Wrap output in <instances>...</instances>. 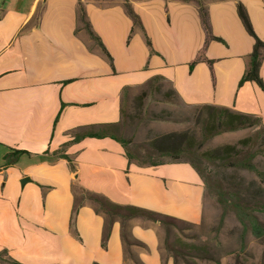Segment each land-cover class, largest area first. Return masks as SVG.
<instances>
[{"label":"crops","instance_id":"obj_1","mask_svg":"<svg viewBox=\"0 0 264 264\" xmlns=\"http://www.w3.org/2000/svg\"><path fill=\"white\" fill-rule=\"evenodd\" d=\"M237 1L264 41V0H0V251L21 264H133L118 219L102 248L105 217L90 202L77 213L74 235V186L187 222L202 218L204 184L190 163L139 165L110 137H75L118 123L124 87L154 76L186 105L223 106L264 124V91L253 82L238 86L253 41L238 19ZM126 4L142 23L129 42ZM80 5L113 66L88 36ZM203 59L213 61L214 86ZM260 77L264 83V58ZM54 153L69 156L75 171L66 160H53ZM129 225L146 245L133 247L142 263L162 264L161 226L141 218Z\"/></svg>","mask_w":264,"mask_h":264},{"label":"trees","instance_id":"obj_2","mask_svg":"<svg viewBox=\"0 0 264 264\" xmlns=\"http://www.w3.org/2000/svg\"><path fill=\"white\" fill-rule=\"evenodd\" d=\"M79 7L80 18L88 36L99 45L107 61L113 66L111 55L100 38L92 30L83 7L81 5ZM126 10L133 21V27L127 39V42H129L134 28L136 26L142 27V23L139 16L129 4H126ZM39 14L36 18L37 21ZM236 14L244 31L253 41L248 65L238 86H242L245 82H253L264 91V83L260 77V67L264 58V41L256 34L248 11L240 1L236 2ZM200 17L204 29L208 34H211L209 15L203 6L200 8ZM211 39L222 42L220 38L214 36H211ZM146 43L150 52L154 53L149 39H146ZM203 61L208 67L211 83L214 86L215 75L213 61L208 59H203ZM196 62L197 59L190 62V71ZM166 85L168 86L167 88ZM143 86L146 89L135 99V115H131V113L126 112L124 109V101L131 89L130 87H124L122 90L120 121L118 123L99 126L95 130L82 132L77 134L75 139L79 140L85 137H110L122 145L129 162L136 161L139 165L156 166L169 162L190 163L203 181L205 194L213 197L221 209L217 229L223 226L228 213L232 212L241 226L239 239L240 250L243 251L246 248L245 235L248 232L254 239L264 244V226L258 217L259 214H264V202L261 198L262 190L260 187L253 189L251 185H245L242 181L235 180L230 176L227 178L223 177V179H219L218 177L219 174L223 175L224 170H227V168L247 170L253 173L258 178L259 183L264 187V170H259L254 162L260 147L264 146V124L261 118L257 115L237 112L223 106L204 104L192 107L186 105L182 102L172 85L166 83V80L161 76L150 78ZM147 97L157 98L175 107L198 109L199 112L196 121L201 126L200 139L196 141L193 134L189 132H174L161 135L146 146L132 147L133 140L119 135V130L127 126L134 117L141 116L142 107ZM162 114L170 115V112L161 111L158 114H152L151 117L152 119L158 120ZM252 129L255 131L254 138L246 137L238 140L237 144L222 145L214 149L203 150L205 143L215 136L228 132ZM255 145L258 147L256 148ZM52 159L66 160L70 170L75 171L73 160L69 156L63 153H54ZM213 164L220 167H217V170L212 169ZM73 189L74 204L70 217V227L77 237L78 235L74 228L77 213L84 203L90 202L94 206L95 212L105 217L101 237L102 248H107L112 225L118 219L120 221V233L126 259H130L133 264H144L135 252H133V247L146 249L145 243L137 240L131 234L129 221L134 218H141L161 226L163 230L160 247L162 250V264H165L168 259H172L173 264H197L196 260L211 261L219 264V258L211 244L206 242H187L184 240V237L192 236L186 235V230L195 228L196 224L142 207L116 204L107 197L90 192L80 186H74ZM0 261L6 264H21L12 259L6 250L0 251Z\"/></svg>","mask_w":264,"mask_h":264},{"label":"rangeland","instance_id":"obj_3","mask_svg":"<svg viewBox=\"0 0 264 264\" xmlns=\"http://www.w3.org/2000/svg\"><path fill=\"white\" fill-rule=\"evenodd\" d=\"M145 89L143 85L130 89L124 101V109L126 112L135 115V99ZM161 111H169L170 115L162 114L159 117L160 119H152V114H158ZM198 112L199 110L196 108L175 107L157 98L147 97L142 107L141 116L134 117L127 126L121 128L119 135L124 138H131L133 140L132 147L146 146L155 138L174 132H189L198 141L200 139L201 128L200 123L196 121ZM246 137L254 138V129L228 132L215 136L205 143L203 150L214 149L222 145L237 144L238 140ZM255 147L257 148L258 146L255 145ZM262 147L264 146L260 147L254 159L259 170H264V148ZM217 167L220 166L212 165V169L217 170ZM228 176L242 181L245 185H251L253 189L260 187L262 190L261 198L264 202V187L259 183L258 178L253 173L242 169L227 168V170H224L223 175L219 174L218 177L219 179H223V177L227 178ZM220 213L221 209L215 199L205 194L202 218L200 216L193 221H189L196 224V227L186 230L185 234L192 236L184 237V240L187 242H206L211 244L219 258V264H264V244L254 239L248 232L245 235L246 248L241 251L239 243L241 235L240 224L234 214L229 212L223 226L217 229ZM258 217L264 226V214H259ZM161 232L163 236V230ZM196 263L216 264L211 261L202 260H196Z\"/></svg>","mask_w":264,"mask_h":264},{"label":"water","instance_id":"obj_4","mask_svg":"<svg viewBox=\"0 0 264 264\" xmlns=\"http://www.w3.org/2000/svg\"><path fill=\"white\" fill-rule=\"evenodd\" d=\"M28 180L29 179L27 177H24L23 179H21V181H20L21 187L24 186V184H26L28 182Z\"/></svg>","mask_w":264,"mask_h":264}]
</instances>
